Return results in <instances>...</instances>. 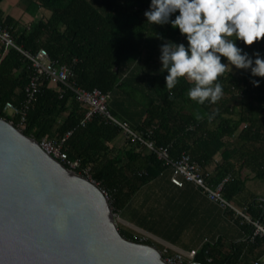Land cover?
<instances>
[{
	"label": "trees",
	"instance_id": "16d2710c",
	"mask_svg": "<svg viewBox=\"0 0 264 264\" xmlns=\"http://www.w3.org/2000/svg\"><path fill=\"white\" fill-rule=\"evenodd\" d=\"M36 1L51 14L29 27L16 29L12 17L0 10V25L9 28L18 44L33 52L46 48L51 58L70 67L71 82L110 93V111L156 147L167 146L173 159L186 151L208 167L221 154L223 161L213 170V180L229 174L237 160L258 175L264 173V83L256 86L248 71L235 73L228 68L220 78L224 95L215 103L201 104L189 97L190 82L184 78L170 95L166 73L159 71L162 41L157 35L183 37L171 24L154 25L147 20L144 10L150 0H103L101 7L90 0ZM246 47L264 49V42ZM32 74L30 60L8 49L0 61L1 117L11 119L2 106L8 100L17 105L24 100ZM233 86L247 89L240 94ZM85 113L72 89L44 80L22 131L38 141L45 136L61 139L71 132L64 143L69 158L80 160L79 169L90 167L92 178L109 189L114 209H120L168 166L101 114L82 124ZM243 189L244 184L234 178L226 183L225 196L237 199ZM246 208L253 219L264 221V199L254 196ZM245 226L249 237L236 242L229 252L220 255L207 245L187 264H253L264 254V236L252 238L254 225Z\"/></svg>",
	"mask_w": 264,
	"mask_h": 264
},
{
	"label": "water",
	"instance_id": "95a60500",
	"mask_svg": "<svg viewBox=\"0 0 264 264\" xmlns=\"http://www.w3.org/2000/svg\"><path fill=\"white\" fill-rule=\"evenodd\" d=\"M0 264H168L125 237L99 186L0 116Z\"/></svg>",
	"mask_w": 264,
	"mask_h": 264
},
{
	"label": "crops",
	"instance_id": "0c3cea01",
	"mask_svg": "<svg viewBox=\"0 0 264 264\" xmlns=\"http://www.w3.org/2000/svg\"><path fill=\"white\" fill-rule=\"evenodd\" d=\"M90 1L98 7L103 5V0ZM0 10L4 16L12 17L11 25L16 29L29 27L51 14L36 0H1ZM6 52L0 42V61ZM222 161V155L217 154L209 167L215 170ZM230 174L244 184L237 199H231L235 204L243 208L254 196L264 199V185H257L264 180V173L258 175L237 160ZM171 175V167H165L117 209L120 229L144 238L164 254L200 251L209 245L222 255L236 242L247 240V220L209 199L191 181L184 180L182 186L173 184Z\"/></svg>",
	"mask_w": 264,
	"mask_h": 264
},
{
	"label": "clouds",
	"instance_id": "9594fccd",
	"mask_svg": "<svg viewBox=\"0 0 264 264\" xmlns=\"http://www.w3.org/2000/svg\"><path fill=\"white\" fill-rule=\"evenodd\" d=\"M144 15L154 25L171 24L183 37L157 35L162 41L159 71L166 73L170 95L184 78L193 100L217 102L229 63L248 71L254 85L264 83L257 78L264 77V49L246 47L264 42V0H150Z\"/></svg>",
	"mask_w": 264,
	"mask_h": 264
},
{
	"label": "built area",
	"instance_id": "2783aa9c",
	"mask_svg": "<svg viewBox=\"0 0 264 264\" xmlns=\"http://www.w3.org/2000/svg\"><path fill=\"white\" fill-rule=\"evenodd\" d=\"M0 42L3 44L4 50L14 48L21 52L30 60L33 67V74L25 87L24 100L18 105L13 100H8L2 106V111L8 114L11 118L6 119L4 117L6 120L12 122L22 131V128L25 126L27 111L35 100L36 94L40 91L44 80H49L52 83H62L74 91L77 100L84 108H86L82 124H85L86 121L91 119L95 113L101 114L106 120L118 125L123 130L124 134L133 141H139L146 149L154 151L158 158L163 161L164 165L171 167V182L173 184L182 186L184 180L193 182L209 199L224 208L232 209L236 215H240L245 220L252 223L254 225L253 238L256 235L264 236V221L253 219L248 213L246 207H240L225 196L226 183L232 180L230 173L215 181L212 179L213 170L211 167L202 166L198 161L192 158L190 153L183 151L180 156L173 159L170 156L167 146L156 147L152 140L144 138L141 134L136 132L127 120L118 118L110 111L108 105L110 93L103 92L97 87L93 89H85L71 82L69 80L71 74L70 67L67 64L60 63L58 60L51 58L46 48L40 47L36 52L25 49L22 45L16 42L9 28L2 25H0ZM232 89L238 90L240 94H243V90L247 89V86H243V89L233 86ZM9 111H11V113H8ZM150 132L151 129H149V133ZM70 133L71 132H68L67 135L61 139L45 136L38 142L43 150L60 160L70 170L85 176L99 186L102 193L108 199L113 210V215L117 221L119 216L117 209H114L112 206L113 199L109 189L102 185L101 182L92 178L90 167L79 169L80 160L69 158L64 148V143L66 137H68ZM133 236L138 239L136 241H146L138 235ZM195 253L196 250H191L188 253L180 251L172 254L163 253V258L168 264H187L193 259ZM253 264H264V256L255 259Z\"/></svg>",
	"mask_w": 264,
	"mask_h": 264
},
{
	"label": "rangeland",
	"instance_id": "374dc122",
	"mask_svg": "<svg viewBox=\"0 0 264 264\" xmlns=\"http://www.w3.org/2000/svg\"><path fill=\"white\" fill-rule=\"evenodd\" d=\"M228 68H229L231 71L235 72V73H238V72H240V71L242 70V69H233L231 63H229ZM8 113H11V111H9ZM262 184L264 185V180L259 181V184H257V185H259L258 187H262ZM263 188H264V186H263ZM261 192H264V190L261 191ZM263 196H264V195H263Z\"/></svg>",
	"mask_w": 264,
	"mask_h": 264
}]
</instances>
